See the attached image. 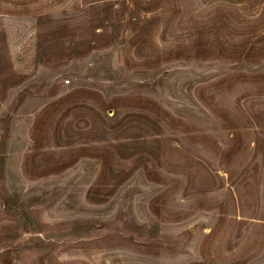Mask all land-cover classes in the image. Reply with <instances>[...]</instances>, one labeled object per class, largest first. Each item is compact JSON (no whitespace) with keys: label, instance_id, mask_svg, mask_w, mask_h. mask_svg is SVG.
Instances as JSON below:
<instances>
[{"label":"rangeland","instance_id":"374dc122","mask_svg":"<svg viewBox=\"0 0 264 264\" xmlns=\"http://www.w3.org/2000/svg\"><path fill=\"white\" fill-rule=\"evenodd\" d=\"M0 264H264V0H0Z\"/></svg>","mask_w":264,"mask_h":264}]
</instances>
